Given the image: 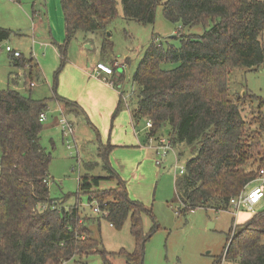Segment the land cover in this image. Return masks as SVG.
I'll list each match as a JSON object with an SVG mask.
<instances>
[{
	"label": "trees",
	"instance_id": "obj_1",
	"mask_svg": "<svg viewBox=\"0 0 264 264\" xmlns=\"http://www.w3.org/2000/svg\"><path fill=\"white\" fill-rule=\"evenodd\" d=\"M121 1L127 19L152 24L162 5L168 20L183 26L202 25L204 32L181 34L180 47H163L153 40L132 76L133 101L125 97L123 75L109 81L120 93L112 120L127 106L135 126L143 119L152 121L149 135H154L168 125L173 146L185 143L191 148L185 173L175 182L180 213L198 208L228 210L231 198L264 168V100L246 90H233L229 82L234 68L258 69L264 64V0ZM61 4L66 24L63 58L79 32L104 34L107 22L117 15V0H61ZM13 33L0 26V44ZM112 47L104 38V60L110 61L104 55ZM15 51H9L13 67H28L34 80L37 61L22 53L15 57ZM163 63L173 67L165 69ZM53 89L62 108L78 107L76 101L58 96L56 86ZM251 100L258 102L256 111ZM47 110V100L0 89V264H62L91 253L96 246L100 248L94 254L102 257V264H114L115 256L122 253L128 264H143L146 242L158 225L145 231L142 215L151 211L129 196L125 181L111 165L113 144L101 142L98 149L109 175L87 172L79 178L78 192L89 195V203H95L101 213L82 217L77 205L60 208L50 196L52 156L41 143L40 121V114ZM96 165L85 166L90 170ZM105 179L116 180L117 187L100 189ZM102 219L116 229L130 220L135 240L132 252L106 250L93 230ZM233 226L225 260L264 264V209ZM220 260L221 256L213 264Z\"/></svg>",
	"mask_w": 264,
	"mask_h": 264
},
{
	"label": "rangeland",
	"instance_id": "obj_2",
	"mask_svg": "<svg viewBox=\"0 0 264 264\" xmlns=\"http://www.w3.org/2000/svg\"><path fill=\"white\" fill-rule=\"evenodd\" d=\"M44 3L48 9L46 16ZM47 20L51 30L46 26ZM0 26L14 31L10 40L0 44V89L17 88L25 96L47 100L50 107L46 111L47 120L42 123L41 143L52 156L49 166L50 196L56 199L60 208L69 209L77 205L82 217L97 216L93 211L96 204L89 203V195L78 192L79 178L87 172L98 176L109 175L103 168L98 149L101 142H110L114 145L110 154L111 165L125 181L129 196L151 211L142 215L145 231L158 225V229L146 242L143 264H213L220 256L219 264H241L223 257L228 239L232 236V226L244 223L254 213L262 211L264 199L254 207V211L244 209L233 214L231 207L228 210L198 208L182 214L175 182L181 176L180 168L192 156L187 144H175L173 150L162 160V165H158L157 157L149 147L147 120H141L135 132L127 106L112 120L114 110L104 119L98 113L99 105L92 107L88 103L91 112L94 108L97 111L95 117L90 116L87 111L88 117H80L76 124L64 113L75 126L76 142L71 140L74 148L70 151L55 119L56 117L58 121L63 113L58 110L53 89L55 86L58 96L71 100H76L81 89L103 91L91 80L81 77L78 71L97 62L104 38L113 44L112 50H108L104 57L111 58L109 62L118 60L119 67L115 68L114 62L110 64L114 68V75H123L122 88L127 102H130L133 101L131 98L136 88L132 76L149 44L155 40L163 47H180L181 34L201 35L204 32L202 25L183 26L181 22H172L164 16L162 5L157 8L156 20L152 24L127 19L123 14L122 1L117 0V15L107 22L106 33L89 36L93 39L91 44L85 43V33L79 32L68 43L66 58H63L61 52L66 45V24L61 0H0ZM10 50H18L26 57L32 56L39 63L41 71L37 69V76L42 72V77L34 80L36 87L31 93L25 89L23 81L15 86L9 77L11 72H15L10 64ZM162 67L170 69L173 65L163 63ZM229 82L233 90H246L264 100V64L258 69L234 68L229 75ZM250 104L256 111L258 102L251 100ZM249 112L250 109L247 108V113ZM170 134L171 128L166 125L157 130L155 137H170ZM90 163L98 165L87 170L85 165ZM115 187L116 180L105 179L102 180L100 189ZM93 230L95 237L107 251L119 253L124 249L125 252H132L135 248L130 220L121 229H116L102 219L100 227L95 226ZM99 248L100 246L93 247L91 253L76 256L62 264H102V257L94 254ZM114 264H128L123 253L115 256Z\"/></svg>",
	"mask_w": 264,
	"mask_h": 264
},
{
	"label": "crops",
	"instance_id": "obj_3",
	"mask_svg": "<svg viewBox=\"0 0 264 264\" xmlns=\"http://www.w3.org/2000/svg\"><path fill=\"white\" fill-rule=\"evenodd\" d=\"M44 2H45V0H44ZM44 4L45 5L43 6V8H44V14L46 16V14L48 13V9L46 7V3H44ZM51 11H53V8H51ZM46 26H47V28H49L48 30H51V25L49 24L48 20L46 22ZM91 35L93 36L94 34H85V37H86L85 43L89 42L92 44L93 39L89 37ZM59 40L61 41L62 38L60 37ZM263 42H264V35H263ZM41 45L42 46H49L48 44H41ZM101 47H102V44H101ZM101 47H100L99 58H97L98 60L96 59L97 62L98 61H105L107 63H110L108 59L107 60L103 59L102 53H101ZM96 63L92 64L89 68H87L85 66V67L81 68V70L78 72L80 73L81 77H84V78L91 80L94 84L100 86L103 91L100 92L99 90H96L94 88L81 89L79 91L78 96L75 98L76 100H74L78 103V107H71V108L64 109V108H62V105L60 104V102L57 100L58 110L67 114L70 118L73 119V121L76 124L78 123L77 120L80 117H83V116L88 117L87 111L89 112L90 116L95 117V113H97V111L94 108L93 112H91L90 104H92V107L95 105H99L100 110L98 113H100V116L105 119V117L108 115V113L110 114L115 109V107L118 103V100H119V95H120L119 90L116 88V86H114L112 83L109 82V81L114 80L115 78H118L119 76L117 74L116 75L113 74L114 76L107 75L105 73L97 74L96 73L97 71L95 69ZM10 64H11V66H13L11 59H10ZM38 65H39V63H38ZM14 69H15V72H11V75L9 76V77H11L13 84L15 86H18L23 81L25 89L31 93L33 91V88L36 87V85L33 88H31L29 86V82L31 81L30 77H29V72L25 69H20V68L19 69L14 68ZM39 69H40V66H39ZM40 71H41V69H40ZM33 77H34V75H33ZM41 77H42V72L40 73L39 77L35 76L33 79L38 80ZM86 87L84 86V88H86ZM12 89L18 90L17 88H12ZM88 103H90V104H88ZM48 110H50L49 106H48ZM130 118H131V115H130ZM55 119H56V122L58 125L59 119H58V121H57L56 117H55ZM131 122L135 126L132 118H131ZM105 127H106V125H105ZM135 129H136V126L134 127V131L136 132Z\"/></svg>",
	"mask_w": 264,
	"mask_h": 264
},
{
	"label": "built area",
	"instance_id": "obj_4",
	"mask_svg": "<svg viewBox=\"0 0 264 264\" xmlns=\"http://www.w3.org/2000/svg\"><path fill=\"white\" fill-rule=\"evenodd\" d=\"M15 57L21 56L20 51L14 52ZM112 63V62H110ZM107 62L104 61H98L96 63L95 69L96 73H105L107 75H112L114 73L113 66ZM115 68L119 67L118 60L116 59L114 61ZM34 80H31L29 82V86L33 88L35 86ZM47 120V113L46 111L42 112L40 114V121L43 123ZM59 125L61 127L62 135L65 138L68 149L70 151L73 150L74 146L71 143V140L76 142V136H75V126L74 122L68 118L64 113H61L59 117ZM153 126L152 121H147L146 128L149 129L148 132L151 130ZM154 135H149L148 138L150 139L149 147L153 149L157 159L156 163L158 165H162L163 159L173 150V140L171 137H165V136H159L155 137ZM179 173L182 175L185 173V167H181L179 170ZM255 184V185H253ZM264 199V168H262L259 171V175L249 184L247 185L238 195L234 196L230 200V207L233 212L239 213L242 210H249L254 211V207L259 204ZM94 213L99 214L100 209L96 205L94 208Z\"/></svg>",
	"mask_w": 264,
	"mask_h": 264
}]
</instances>
